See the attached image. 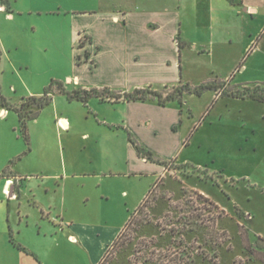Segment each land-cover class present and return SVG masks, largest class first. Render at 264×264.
I'll list each match as a JSON object with an SVG mask.
<instances>
[{"label":"crops","instance_id":"0c3cea01","mask_svg":"<svg viewBox=\"0 0 264 264\" xmlns=\"http://www.w3.org/2000/svg\"><path fill=\"white\" fill-rule=\"evenodd\" d=\"M72 13L52 23L61 22L60 35L84 63L57 80L68 91L107 88L121 98L92 97L84 104L53 87L52 102L28 122L29 143L18 114L0 107V264L12 258L29 264L19 254L43 264L41 249L21 239L23 225L36 228L37 243L62 236L99 264L167 172L140 157L130 135L165 162L190 164L182 156L202 124L186 132L182 127L187 114L194 117L188 99L196 95L186 93L183 107H163L155 99L129 101L126 94L195 87L191 76L201 70L232 87L264 86V0H99L97 9ZM36 84L25 97L7 99L20 105L42 96L49 82ZM208 92L215 99V91ZM4 199L17 215L5 210ZM113 203L127 210L123 224L99 216Z\"/></svg>","mask_w":264,"mask_h":264},{"label":"rangeland","instance_id":"374dc122","mask_svg":"<svg viewBox=\"0 0 264 264\" xmlns=\"http://www.w3.org/2000/svg\"><path fill=\"white\" fill-rule=\"evenodd\" d=\"M98 5L99 0H0V7L5 8L0 10L1 95L25 97L37 81L56 84L57 77L83 65V55L67 36L60 35V23L75 8L90 10ZM54 18L62 20L59 25L52 23ZM207 78L212 80L209 71L201 70L192 74L191 82L198 87ZM175 89L160 92L166 95ZM188 100L194 117L189 120L186 115L182 130L192 131L202 124L182 156L192 165L170 164L160 187L149 196L150 207L134 214L105 264H175L172 260L179 262L184 250L194 264H264V239L256 235H264V105L229 97L215 102L209 92ZM197 192L211 197L216 206ZM2 201L5 210L11 207L17 215L14 203L8 206L7 199ZM102 215L121 224L127 210L113 203L101 210ZM22 227L21 239L41 249L43 264H94L80 245H71L62 236L37 243L32 240L36 228ZM10 263L20 264L16 258Z\"/></svg>","mask_w":264,"mask_h":264},{"label":"trees","instance_id":"16d2710c","mask_svg":"<svg viewBox=\"0 0 264 264\" xmlns=\"http://www.w3.org/2000/svg\"><path fill=\"white\" fill-rule=\"evenodd\" d=\"M0 58H1V51H0ZM53 87H56L59 93L67 95V97L70 100H78V101L83 102L84 104H87L89 99L92 97H98V98H101L102 100H104L106 97L114 98L115 100H119L121 98V95H117V96L111 95V92L107 88L102 89V90L75 89L73 91H68L66 90L64 85L60 82L56 84L53 83L52 85H50L44 91L42 96H32V97L24 98L20 105L13 104L6 97L1 95V92H0V107L7 108L8 110H12L18 114L20 125H21V132L27 143H29V136H28V131H27L28 122L37 118L40 111L52 102L53 97H54V94L52 93ZM220 88L224 89L221 95H219L218 94L219 92L217 91ZM208 91L218 92L217 93L218 95L214 99L215 102H217L220 98L229 97V98H236V99H251L253 101L264 103V86L258 84V85H255L254 88H251V86L250 87L247 86L245 88H237V87H231L230 85H228L227 81H220L218 79H214L198 87H193L190 84H183L182 86L176 88L173 92L168 93L166 95L160 91H154L151 89H139V90L134 91L131 94H126L125 98L129 101H147L148 99H155L157 100L158 104L163 107L167 106L171 102H178L183 107L184 106V95L186 93L201 97L203 94H205ZM129 140L134 146V148L136 149V151L138 152L139 156L146 159L147 161L156 163L158 165L166 166V168H169L170 164L173 163V162H165L157 158L151 151H148L144 147H142L140 143L136 139H134L131 135H130ZM161 182H162V179L152 189V191L149 193V195L146 197V199L141 204V206L137 209V211L130 216V219L128 223L126 224V226L124 227V229L130 226V223L132 222L134 214L139 213L145 207H150V205L148 204L149 196L156 187H160ZM197 195L201 199H204L206 202L212 203V205H215L214 202L210 198L204 196L203 194H200L197 192ZM123 231L120 233V235L118 236L116 241L113 243V245L108 249L107 253L105 254L104 258L99 264H105V262L107 261V257L111 253V251L118 247V244L120 243V240L123 235ZM246 250L251 253V247L249 245L246 246ZM172 261L175 264H194L195 263L192 256L186 250L183 251L179 262L177 258L173 259Z\"/></svg>","mask_w":264,"mask_h":264}]
</instances>
